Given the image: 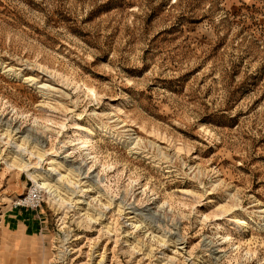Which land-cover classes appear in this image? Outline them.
I'll use <instances>...</instances> for the list:
<instances>
[{"label": "rangeland", "instance_id": "obj_1", "mask_svg": "<svg viewBox=\"0 0 264 264\" xmlns=\"http://www.w3.org/2000/svg\"><path fill=\"white\" fill-rule=\"evenodd\" d=\"M54 158L84 203L15 208ZM263 227L264 0H0V264H264Z\"/></svg>", "mask_w": 264, "mask_h": 264}, {"label": "bare ground", "instance_id": "obj_2", "mask_svg": "<svg viewBox=\"0 0 264 264\" xmlns=\"http://www.w3.org/2000/svg\"><path fill=\"white\" fill-rule=\"evenodd\" d=\"M102 131L111 135V132L108 130L105 131L104 129H102ZM13 132L14 131H11V133H8L10 139L12 137ZM78 139H79V141H81L82 147L84 149H86L87 144H88V140L85 138H82V137H80ZM23 141L21 144H18L17 141L13 142L15 149H17V151L15 152V150H12V152L14 151L12 153V158H13V164L12 165L19 168L20 170H24V169L27 170V168L31 165V163H30V160L26 161L25 157L21 154V152L27 151V147H25L26 141H24L25 143ZM33 149H37L36 156L41 161L44 157L43 153H41V151H40L42 149L41 146L38 144L34 145ZM129 150L132 151V149H129ZM136 154L142 155V153H139V152H136ZM31 156H33V155H31ZM52 164H53L52 167L46 173H42L39 170L35 171L34 173H30L31 178L33 179L36 186L39 187V189H41V190H45L47 192V194L53 200L58 199L56 202H58L60 204H64L68 201H69L68 203H71V204H73V203H75L76 205L83 204L85 201L84 199L86 196V192H88L89 190L86 189V187L85 188L79 187V188H77L78 190H76V191L71 190V186L76 185L75 183H77V182L68 181L69 176L73 175V173H75V172H78L77 176H79V175L83 176L84 174H81V170L78 171L77 169H75L71 165H68L66 161L59 160L57 158H54ZM63 168H68V170L66 171L68 173L67 175L62 174L61 169H63ZM85 178L88 179V177H85ZM82 180L78 181V185H82V183H81ZM66 183L68 186H66ZM85 183H89V181H86ZM63 193L66 194V196L70 197V199H68V197H66L68 199V201H66L63 198L65 196ZM111 201H110V203H111ZM111 205H113V203H111ZM116 206L119 210L124 209V206L122 207L120 204H117ZM98 216L102 217V214L99 213ZM233 220H236V219H233Z\"/></svg>", "mask_w": 264, "mask_h": 264}, {"label": "built area", "instance_id": "obj_3", "mask_svg": "<svg viewBox=\"0 0 264 264\" xmlns=\"http://www.w3.org/2000/svg\"><path fill=\"white\" fill-rule=\"evenodd\" d=\"M43 201V190L34 186L26 196L20 197L14 202L17 209L38 210Z\"/></svg>", "mask_w": 264, "mask_h": 264}]
</instances>
